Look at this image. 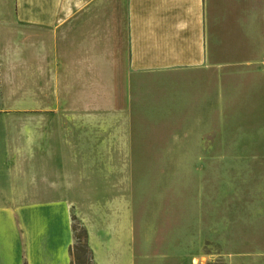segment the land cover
I'll return each mask as SVG.
<instances>
[{
  "label": "crops",
  "instance_id": "0c3cea01",
  "mask_svg": "<svg viewBox=\"0 0 264 264\" xmlns=\"http://www.w3.org/2000/svg\"><path fill=\"white\" fill-rule=\"evenodd\" d=\"M261 1L0 0V264H71L70 202L94 264H135L137 200L144 264H264V144L212 134V41H264Z\"/></svg>",
  "mask_w": 264,
  "mask_h": 264
},
{
  "label": "rangeland",
  "instance_id": "374dc122",
  "mask_svg": "<svg viewBox=\"0 0 264 264\" xmlns=\"http://www.w3.org/2000/svg\"><path fill=\"white\" fill-rule=\"evenodd\" d=\"M258 20L262 22L263 29L261 33L264 34V0L261 1L260 11L258 12ZM212 60L214 64V78H215V103H214V119H213V131L214 144L220 145L223 144V136L227 137V142L230 145L239 144L242 137L240 138L241 133L243 134L244 146H252L251 151H253V146L256 144H264V136H260V139H257L256 134L258 132L264 131V120L261 119L260 113L264 114V41H255V42H237V41H212ZM220 79V80H219ZM218 81V82H217ZM220 82V83H219ZM225 86L223 92L221 93L220 85ZM250 85V88L244 87V85ZM254 86H260V92L254 93ZM246 91V92H244ZM244 92V93H242ZM242 93V95H241ZM243 96V99L247 96V100L244 104H237L238 97ZM253 95L256 98L252 97ZM223 96L227 103L220 104L217 101L220 100V97ZM254 98L256 99H250ZM246 99V98H245ZM239 108L241 114L239 112ZM241 115V116H240ZM88 124L92 126L93 121H88ZM239 127V128H238ZM262 140V142H261ZM243 141V140H242ZM215 160L217 157L223 155L222 153H214ZM244 155H256V152H245ZM150 171V170H149ZM148 171V172H149ZM196 169H193L189 166H185L182 169L183 176L188 180L190 174L195 172ZM199 171V169H198ZM150 177V176H149ZM200 180L198 183V189L202 190L205 193V175L198 176ZM179 179V178H178ZM189 181V180H188ZM152 185L146 187L148 191H152ZM183 189H187L189 192V184L182 186ZM201 187L203 189H201ZM194 192L192 193V198ZM166 199L163 197L162 203V214L159 220L154 224V229L151 231V244L149 245V250L151 256L158 257L157 255L169 256L173 254L171 250H175L173 245V226L169 220L170 209L175 202H178L179 199L173 200L174 197L172 193L167 194ZM138 200L135 203L136 210H138L137 217L135 219V234H134V244L135 249H137L135 264H144L141 260L140 247H142L143 232L142 227L144 225L142 222V209L144 206ZM187 202V201H186ZM197 204H200L199 197L197 199ZM29 202H22V205L28 204ZM84 202H70L71 206V225L76 227V234L80 237L78 240L74 234V243L72 248H76V257L74 260L71 255V264H94L91 259V253L86 248V239L84 232V223L77 216V219L74 220V214H76V205H83ZM188 203V202H187ZM204 204V202H203ZM76 217V216H75ZM181 219V218H180ZM181 221V220H180ZM178 220V223H180ZM73 230V229H72ZM165 235L164 233H169ZM206 250V247L203 249ZM34 252H40V248L36 247ZM39 257V256H38ZM44 257V261L53 263L56 259L54 253H51L47 257ZM75 262V263H73ZM168 264L167 261L161 259H155L153 262L149 261V264ZM145 264H147L145 262ZM205 264V262H203Z\"/></svg>",
  "mask_w": 264,
  "mask_h": 264
},
{
  "label": "trees",
  "instance_id": "16d2710c",
  "mask_svg": "<svg viewBox=\"0 0 264 264\" xmlns=\"http://www.w3.org/2000/svg\"><path fill=\"white\" fill-rule=\"evenodd\" d=\"M76 219H77V217L74 216V220H76ZM72 229L75 233L76 239L78 240L80 237L76 234V227L74 225H72ZM84 232H85V239H86V248L91 253V259L93 261L92 250H91V248L89 246V242H88V232H87V229L85 227H84ZM76 248H77V246L74 245V247L72 248V251H71V255L73 256L74 260L77 259ZM73 263H75V262H73Z\"/></svg>",
  "mask_w": 264,
  "mask_h": 264
}]
</instances>
